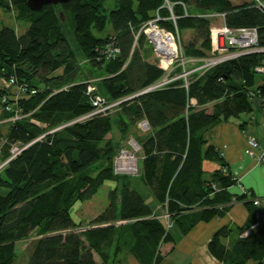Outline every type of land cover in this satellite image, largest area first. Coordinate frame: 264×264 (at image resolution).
Listing matches in <instances>:
<instances>
[{
    "label": "trees",
    "instance_id": "obj_1",
    "mask_svg": "<svg viewBox=\"0 0 264 264\" xmlns=\"http://www.w3.org/2000/svg\"><path fill=\"white\" fill-rule=\"evenodd\" d=\"M168 1L174 2L175 20L166 0H115L108 14L105 0H68L38 10L30 9L26 0H0L1 7L15 11L16 21L28 23L21 34L13 27L0 28V78L5 84L0 87V126L6 124L0 132L1 160L10 156L13 144L24 146L0 168V264H13L15 242L32 233L26 264H98L94 253L102 264H119L124 251L141 264L160 263V242L171 240V233L161 220L150 217L152 208L130 175L114 172L120 146L106 138L114 128L127 136L141 120L147 121L149 131L139 138V176L175 226L184 224L186 231L199 220L208 221L221 213L219 203L231 200L227 163L208 144L205 132L221 120L251 112L260 102L264 76L258 80L255 67L264 53H243L144 91L166 71L146 60L153 48L141 27L157 13L159 27L178 37L192 31L193 39L180 44L181 55L200 59L211 55L210 31L219 25L203 14L225 12L231 28L256 27L263 46L264 14L249 0ZM67 22L90 64L86 71L70 46ZM107 23L111 30L101 35ZM109 44L119 52H109ZM178 72L180 65L170 75ZM10 78L15 83L8 84ZM16 83L26 90L13 99ZM88 83L95 86L92 93ZM94 95L107 104L118 102L115 113L111 109L79 119L95 108ZM7 104L11 110H5ZM16 111L19 117L11 120ZM203 160L220 163L227 173L216 169L204 179ZM107 180L116 183L107 207L82 228L72 218L73 205L90 199ZM245 196L236 194L235 199ZM196 206L206 208L199 211ZM245 206L249 219L235 228L238 233L256 215L253 201ZM191 211L195 214L189 216ZM231 231L227 226L216 230L207 244L210 254L222 264H264V229L229 247L222 239Z\"/></svg>",
    "mask_w": 264,
    "mask_h": 264
},
{
    "label": "crops",
    "instance_id": "obj_2",
    "mask_svg": "<svg viewBox=\"0 0 264 264\" xmlns=\"http://www.w3.org/2000/svg\"><path fill=\"white\" fill-rule=\"evenodd\" d=\"M3 85H5L4 79L0 78V87ZM11 92L13 93L11 98H18L15 95L17 93L15 87L11 89ZM193 102H195L194 99ZM0 122H4V119H1ZM142 134L146 135L147 133ZM249 136L256 139L257 147H250L248 143ZM205 137L208 144H212L223 161L227 163V172L230 173L231 178L232 176L236 177V179L232 178L233 183L227 188L228 193L233 194L232 198L229 202L219 203L217 209L222 210L220 214L215 215L208 221L199 220L191 228L184 231L186 225L183 224L180 228L175 226L170 221L167 209L156 201L149 187L141 180L142 187L148 189L146 194L141 193V195L145 197V202L152 208L150 217H157L162 220L161 216L164 211L166 223L164 224L163 221L162 223L165 232L170 231L172 236L171 240L160 242L159 252L162 258L159 264H222L221 261L210 254L207 248L208 241L216 230L223 226L232 229L230 234L222 239L223 243L230 247L235 243V240L251 239L256 229H264V161L260 162L255 157L260 152H263L264 155V111L259 103L255 104L251 112L241 113L237 118L219 121L205 132ZM138 143L141 145L140 141ZM246 149L252 150L254 155L245 154ZM202 167L207 171L204 174H209L216 169H222L224 173H227L225 166L222 167L217 162L203 160ZM204 179H209V176L204 175ZM113 185L115 186L116 183L113 182ZM133 186L135 185L133 184ZM236 194H246L247 196L241 200H236ZM151 197L155 200L153 204L150 201L147 202ZM254 199H257L258 203H253L256 209V215L252 219L253 222L248 228L238 233L235 228L244 225L249 219V211L245 206V201L251 202ZM223 207H225L224 210ZM195 208V210L200 211L206 206H196ZM192 214H195V211H191L189 216H192ZM34 237L31 236V238ZM94 259L98 264H102V260L96 253H94ZM118 259L119 264H141L135 256L127 253V251L122 252ZM26 261L27 256L26 258L23 257L20 263L26 264ZM249 264L256 263L250 261Z\"/></svg>",
    "mask_w": 264,
    "mask_h": 264
},
{
    "label": "rangeland",
    "instance_id": "obj_3",
    "mask_svg": "<svg viewBox=\"0 0 264 264\" xmlns=\"http://www.w3.org/2000/svg\"><path fill=\"white\" fill-rule=\"evenodd\" d=\"M114 3H115V0H105L104 8H105V13L106 14H108L109 11L114 8ZM173 3L174 2H170L169 1L168 3H166V6L169 9V11L171 12L170 17L173 20H175V17H174V15L172 13V5H173ZM14 14H15L14 10L13 11L12 10H6L3 7L0 6V28H2L3 26L13 27V28H15L17 30V34H21V33L24 32V30L28 26V23L27 22H23V21H16L15 18H14ZM62 19L65 20V21H68L64 16L62 17ZM214 22L220 23V21H218V20L214 21ZM68 24H69V22H67L65 24L64 28H65V32L67 34L70 46H71V48H72V50L74 52V55L76 57L78 65L80 66V68L82 70L86 71V69L90 68V64L86 61L83 53L81 52V50L79 48V44H78L77 40L73 37ZM110 30H111L110 25L107 23V30L105 32H103V33H100V34L104 35L106 32L109 33ZM192 39H193V34H192V31H190V30L182 31L181 35H179V37L174 35L175 47H176V50H177L176 51V56H172V59L164 58V60L166 61L167 65H168V71L173 70V69H175L176 66L180 65L181 72H178L176 75L174 74L173 76L183 75V76H179V77L185 78L184 76L187 75V74H183L182 70L183 71L184 70H186V71L191 70V73L192 72L202 73L203 70H206L208 68V67L207 68L200 67V66L203 65V62H204L202 58L201 59H195V58L194 59H188V58H184V57H182V55H180L179 45L183 44V43H186L188 40H192ZM146 40L152 46V42L148 39L147 36H146ZM143 47H146V44H144ZM152 48H153V46H152ZM153 53L149 57H147L146 60L150 61V62H156L158 64L159 61L156 60L157 58H155ZM224 60H226V59H224ZM221 61H223V60H221ZM221 61H219V62H221ZM60 71H61V69L57 70L56 73H58ZM191 73H189V74H191ZM257 74H258V76H257L258 80H260L261 77L264 76V73H261V72H258ZM79 75H82L80 70H79ZM173 76L170 75V74L166 75V73H165L163 77H161L159 80H157L155 83H153L152 85H150L148 87H149V89H151L150 88L151 86L155 85L157 82L161 81L162 79L164 80V78H171ZM187 76H186V78H187ZM176 78H178V77H176ZM176 78H174L172 80H175ZM94 80H96V79H94ZM165 84H163L161 86H164ZM161 86H159V87H161ZM147 88H145V89H147ZM108 104H110V103H108ZM109 110H111L110 111L111 114L115 113L113 107L108 109V111ZM5 130H6V124L1 125L0 126V132L4 133ZM147 131H149V130H145L143 128V126H141V123H139L138 126L136 125V126H133V127L130 128V131L128 132L127 136H123L122 133H120L117 130V128H114L112 131H110L106 135V138L111 140V142L115 146H118V145L120 146V147L118 146L119 147L118 151L120 149L125 148L123 150L131 151L134 154V156H135V158L137 160V171L134 174L129 173V175H130L131 182L136 186L137 190L140 193H142V194H144V193L146 194L148 189H146L144 186H143L144 188L142 187V182H141V179H140V176H139V174L141 172L140 169H141V155H142V152H141V149L138 151L139 144H138L137 140L139 141V138L140 137L142 138L144 136V134H142V133H146ZM131 136H133V137H131ZM131 138L135 140V143H133L134 140L131 142L132 144L129 143V140ZM2 140L3 139H1L0 143L2 142ZM132 145H134L136 148L134 149ZM121 151H119V152H121ZM0 154H1V152H0ZM3 161L4 160H1V158H0V168L3 167L2 166ZM205 176L208 177L209 174H205ZM112 187H114L113 182L105 181L103 183V185L98 189V191L90 199L85 200V201H77L73 205V207L71 209V215H72L73 220L78 221V222L80 221V224H81L82 228H85L87 225H89L90 221L95 216H97L99 213L103 212L105 210V208L107 207L109 190ZM148 201H150L151 204H153L155 202V200L152 197L149 198L147 200V202ZM162 213H163V215L161 214L162 215L161 216V219H162L161 221H163L164 224H165L166 223V216H164L165 215L164 211ZM31 236H33V233L29 236L30 238H26V239L19 240V241L15 242V252H16L15 262H14L15 264H21L20 262L23 259V257L26 258V256H28V242L31 240Z\"/></svg>",
    "mask_w": 264,
    "mask_h": 264
},
{
    "label": "built area",
    "instance_id": "obj_4",
    "mask_svg": "<svg viewBox=\"0 0 264 264\" xmlns=\"http://www.w3.org/2000/svg\"><path fill=\"white\" fill-rule=\"evenodd\" d=\"M252 2V4L261 10V12L264 14V0H249ZM169 1L166 0V3H168ZM216 17H218L219 19H221V22L218 26H214L211 28V45H212V51H211V55L206 57V58H202L203 59V65L200 67H204L207 68L221 60L227 59V58H231V57H235L238 55H241L243 53H252V52H260V53H264V46L259 44L258 41V30L256 27H236V28H231L229 26L226 25L224 18L226 13L225 12H219V13H215L214 14ZM160 19V16L158 14H156V16L154 18H152L151 20H149L148 22H146L142 27V31L143 33L148 37V39L152 42V46H153V52L156 53V55L159 57V62H158V66L160 68H162L163 70H165L166 75H169L173 70L168 71V65L166 63V61L164 60V58H169L172 59V56H176V51L171 55H160L159 54V46L158 43H156V41L154 40V34L157 33L158 35L162 36V37H167L168 35H170L174 41V35L172 32L165 30L164 28L159 27L157 21ZM177 36V35H176ZM178 37V36H177ZM180 48V55H181V47L179 45ZM107 50L109 52H116L118 49L112 47L111 44L107 45ZM188 59H194V58H188ZM171 61V60H170ZM255 70L257 72H261L264 73V58L262 59V62L260 65L255 67ZM183 74H189L191 73V70H182ZM176 75V74H175ZM185 75L184 77L186 78ZM179 76H183V75H179ZM179 76H173L172 78H164V80L162 79L161 81L157 82L155 85L151 86L150 88H156L159 87L167 82H170V80L179 77ZM166 80V81H165ZM15 83L14 78H10L8 81V84H13ZM16 89H17V93L16 95L19 96L21 94H24V91L26 90V86H24V84H18L16 83ZM87 91L89 93H92L95 90V86L91 83L87 84ZM31 92H34V90H31ZM252 96L254 95L253 92H249ZM2 101H6V98L3 97ZM93 104L95 106V108L87 113L86 115L81 116L79 119H83L86 117H90L91 115H95L98 113L101 114H105L108 109H110L111 107H113L114 105H116L118 102H114L107 104L106 101H104V99L100 96V95H94L92 98ZM259 103L261 105L262 110L264 111V95H262L259 98ZM5 110H11L10 106L7 104L5 105ZM18 111H16L14 113L13 116H10V119H16L18 118ZM139 123H141V126H143V128L146 130V128L148 127V123L146 120H141ZM138 123V125H139ZM133 141V139L131 138L129 140V143H131ZM248 143L250 145V147H257L258 143L256 141V139L253 136H249L248 137ZM132 144V143H131ZM133 148L135 149L136 147L134 145H132ZM21 150V147H18L17 145H12L10 148L11 151V157L15 156L17 153H19ZM245 154L249 155V156H253V151L250 149H246L245 150ZM256 159H258V161L262 162L264 161V155L263 152H260V154L258 153L257 156H255ZM113 167H114V172L115 173H120V174H129V173H136L137 171V160L134 156V154L131 151H127V150H122L121 152H119L117 155H115L114 160H113ZM233 179H236L235 176H232ZM254 204L258 203L257 199L253 200Z\"/></svg>",
    "mask_w": 264,
    "mask_h": 264
},
{
    "label": "bare ground",
    "instance_id": "obj_5",
    "mask_svg": "<svg viewBox=\"0 0 264 264\" xmlns=\"http://www.w3.org/2000/svg\"><path fill=\"white\" fill-rule=\"evenodd\" d=\"M215 13H219V12H209V13H206V14H203L202 16L211 20V21H220L221 22V19H219L218 17H216L214 14ZM157 14V13H156ZM225 19V18H224ZM151 20V19H150ZM220 24V23H219ZM210 35H211V31H210ZM154 40L156 41V43H158V46H159V52L165 54V55H168V56H171L175 50H176V47H175V42L173 41L172 37L170 35H168L166 38L165 37H162L160 35H158L157 33H155L154 35ZM119 51H116L115 53L117 54ZM236 57V56H235ZM232 58V57H231ZM229 59V58H227ZM204 71V70H203ZM172 78V77H171ZM173 81V80H170V82ZM169 83V82H167ZM166 83V84H167ZM165 84V85H166ZM162 87V86H161ZM159 88V87H157ZM157 88H154V89H157ZM153 88L149 89V87L147 89H144V91H148V90H152ZM114 104V103H113ZM146 130H149V127L146 129ZM134 140V139H133ZM133 143H135V140L133 141ZM13 145H17L18 147H21V150L24 148V146H20L18 144H13ZM125 149V148H123ZM123 149H120L119 151L123 150ZM10 150V149H9ZM20 150V151H21ZM118 151V153H119ZM117 153V154H118ZM18 154V153H17ZM116 154V155H117ZM11 158V151H10V156L5 159L2 163V166L6 164V162Z\"/></svg>",
    "mask_w": 264,
    "mask_h": 264
},
{
    "label": "water",
    "instance_id": "obj_6",
    "mask_svg": "<svg viewBox=\"0 0 264 264\" xmlns=\"http://www.w3.org/2000/svg\"><path fill=\"white\" fill-rule=\"evenodd\" d=\"M67 1L68 0H26V3L30 9L38 10L43 5H46V4L57 5V4L65 3Z\"/></svg>",
    "mask_w": 264,
    "mask_h": 264
}]
</instances>
